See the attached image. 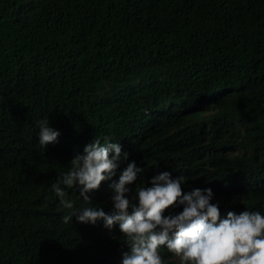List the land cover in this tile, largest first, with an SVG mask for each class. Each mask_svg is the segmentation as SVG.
Returning <instances> with one entry per match:
<instances>
[{"label": "trees", "instance_id": "obj_1", "mask_svg": "<svg viewBox=\"0 0 264 264\" xmlns=\"http://www.w3.org/2000/svg\"><path fill=\"white\" fill-rule=\"evenodd\" d=\"M94 138L128 153L90 194L106 212L135 161L130 188L167 170L264 213V0H0V264H119L118 226L66 223L51 188Z\"/></svg>", "mask_w": 264, "mask_h": 264}, {"label": "clouds", "instance_id": "obj_2", "mask_svg": "<svg viewBox=\"0 0 264 264\" xmlns=\"http://www.w3.org/2000/svg\"><path fill=\"white\" fill-rule=\"evenodd\" d=\"M37 127L41 150L57 141L59 130L50 125L47 116L37 121ZM127 159L120 143L101 142L99 138L75 154L68 170L51 184L61 206L70 210L63 220L72 222L75 216L77 221L90 224L102 220L108 229L118 226L128 246L119 264H165L162 246L175 254L172 260L180 264H264V213L229 210L221 216L219 201L212 202L210 187L182 191L185 177H172L167 170L151 176L147 185L142 180L130 188L144 168L128 161L118 180L108 185L111 211L92 204L90 194L102 181L116 176ZM66 188L76 190L82 206H76Z\"/></svg>", "mask_w": 264, "mask_h": 264}, {"label": "bare ground", "instance_id": "obj_3", "mask_svg": "<svg viewBox=\"0 0 264 264\" xmlns=\"http://www.w3.org/2000/svg\"><path fill=\"white\" fill-rule=\"evenodd\" d=\"M31 134H32V133H31ZM63 154H64V153H63ZM70 154H71V153H70ZM36 157H37V156H36ZM67 157H68V156H67ZM67 157H66V158H67ZM52 158H53V157H52ZM65 161H66V160H65ZM38 164H39V163H38ZM228 180H229V179H228Z\"/></svg>", "mask_w": 264, "mask_h": 264}]
</instances>
